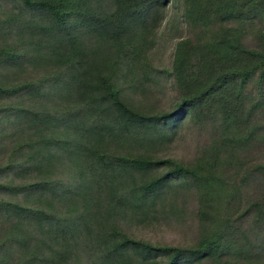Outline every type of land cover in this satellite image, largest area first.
<instances>
[{"label": "trees", "instance_id": "16d2710c", "mask_svg": "<svg viewBox=\"0 0 264 264\" xmlns=\"http://www.w3.org/2000/svg\"><path fill=\"white\" fill-rule=\"evenodd\" d=\"M102 1L0 0V98L19 100L14 120L26 118L50 133L15 151L13 177L5 178L0 167V227L7 234L0 264H236L226 257L246 264L260 257H251L254 241L231 216L188 249L131 237L124 215L147 219L171 190L205 188L210 178L202 162L185 165L114 146L124 139L160 146L187 119L210 112L225 121L238 116L251 82L264 97V52L249 50L228 28L207 41H179L167 73L181 98L173 111L146 116L128 102L116 76L129 74L130 62L146 52L148 24L167 0H109L108 8ZM263 14L264 0H184V22L204 31ZM90 35L107 37L102 43L111 53L99 43L91 46L92 55ZM34 97L40 108L44 104L40 113L27 106ZM30 171L37 181L18 184ZM252 174L264 179V166ZM253 213L264 224V201L249 202L241 221ZM235 229L238 243H226V232Z\"/></svg>", "mask_w": 264, "mask_h": 264}, {"label": "rangeland", "instance_id": "374dc122", "mask_svg": "<svg viewBox=\"0 0 264 264\" xmlns=\"http://www.w3.org/2000/svg\"><path fill=\"white\" fill-rule=\"evenodd\" d=\"M101 3L108 8L110 1L103 0ZM8 6H11L10 3ZM8 6L5 4V8ZM183 13L184 0H167L160 4L148 24L146 52L137 62H130L129 74L123 78L121 75L116 76L120 83L122 80L125 84L128 102L143 115L169 113L181 98L180 90L167 73L172 67L179 41H207L228 28L249 50L264 52V14L245 23L217 24L213 30L204 31L187 25ZM86 37L92 55L91 46L99 43L98 48L101 47L106 54L111 53L110 45L102 43L104 39L109 40L107 37ZM4 41L0 34V46ZM26 73L36 80V75L30 69H26ZM259 91L257 82H251L244 92L238 116L236 113L228 121L224 120L221 113L210 112L206 118L201 114L197 120L187 119L176 130H170L169 139H164L163 145L148 146L141 139L136 142L135 139H124L122 144L114 146L120 153H149L155 159H173L185 165L202 162L206 169L205 176L210 178L205 188L190 185L171 190L162 198L163 202L155 213L147 219L124 215L123 228L131 237L157 246L188 249L199 240L209 237L212 231H220L222 224L231 216L236 229L247 232L254 241L251 257L260 255L246 264H264V224L257 221L255 213L242 221L240 219V211L249 202L258 199L264 201V179L252 174L257 166H264V97H260ZM35 100L36 97L31 98L27 106L37 108L33 111L40 113L45 109L44 104L40 108ZM19 103L17 98L11 101L0 98V119L4 118L0 120L3 130V133L0 131V167L4 169L5 178L13 177L15 171L11 159L18 148L31 140L36 141L44 133L50 135L44 132L43 126L37 127L27 122L26 118L14 120L12 109ZM133 134L140 137L136 130ZM208 170L213 171L210 174ZM38 177L34 171L26 172L17 178V183L30 185ZM236 229L229 235L226 232V243H238ZM5 237L6 228L0 227V242ZM229 255L232 256V251ZM231 258L226 257L225 260L240 263Z\"/></svg>", "mask_w": 264, "mask_h": 264}]
</instances>
